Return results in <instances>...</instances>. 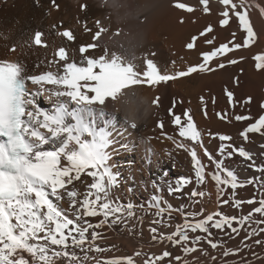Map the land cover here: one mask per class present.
Here are the masks:
<instances>
[{"label":"snow or ice","instance_id":"snow-or-ice-1","mask_svg":"<svg viewBox=\"0 0 264 264\" xmlns=\"http://www.w3.org/2000/svg\"><path fill=\"white\" fill-rule=\"evenodd\" d=\"M51 2L59 8L56 0ZM199 2L203 5V11L209 13V0ZM220 2L224 10L220 13L218 23L227 26L231 18H236L238 27L246 35L242 42H236V33L233 32L232 39L219 46H215L214 36L206 39L205 43L212 45L213 50L203 52V62L189 66L186 70L162 73L154 60L148 58L155 53H146L144 56L147 70L141 69L135 57L129 59L109 51L106 45L96 54L93 50L99 47L102 33L108 31L99 20L95 22L97 30L93 33L92 42L78 46L79 59L76 53L70 56L64 46H59L53 52L52 59L44 64L43 69L41 64H37L31 72L21 61L0 59V264H88L89 261L92 264H135L133 256L107 260L89 256V253L110 250L96 243L103 238L96 229L116 224L129 227L127 221L135 216L133 204L123 205L112 197V189L118 185V175L110 164L112 153L109 148L115 141L108 130L112 119L104 120V117L112 115L114 119V115L107 113L106 102L117 100L124 90L136 85L155 86L197 71L212 72L224 68L226 64L243 60L244 57H239L217 62L214 67L209 66L214 58L248 47L256 39L248 15L251 7L248 0ZM81 7L86 8V5ZM175 7L188 12L194 10L179 0ZM261 11L264 12V9ZM180 22H183V18ZM57 27L52 26L53 30ZM84 28L85 31H92L86 22ZM212 32L213 27L209 24L199 33V37ZM56 34L66 38L69 43L76 39L71 29L56 31ZM197 39V36H193L186 47L193 49ZM32 42L36 46L48 47L45 33L39 30L34 32ZM14 50L13 47L11 51ZM254 59L258 61L256 67L264 69V53ZM226 95L231 103L234 94L227 91ZM40 97H44L51 107H41L38 103ZM203 99L201 97L202 102ZM250 101L251 97H248L245 102ZM204 114L207 116L206 108ZM184 115L187 119L182 123L181 116L173 114L174 124L179 127V136L203 146V134L197 128L191 110H187ZM218 116L224 119L226 113ZM235 119L242 121L251 118L236 115ZM99 121H103V127L99 126ZM132 126L135 127V124ZM159 126L163 129L162 121ZM249 133L264 134V115L249 124L240 135L247 140ZM216 137L222 141L218 149L219 157L206 147L203 148L204 155L213 166L210 172L207 171L209 165L202 162L195 147L189 148L179 143L177 148L190 152L197 185H205L209 178L216 184L217 199L221 205L231 204L239 209L247 203L253 207L246 215L239 217L215 211L204 214L203 209L188 212L185 206L174 208L164 200L163 192L184 194L187 186L193 183V177L182 176L169 180L165 172L163 184L158 186L153 182L152 185L159 193L152 197L148 205L155 209L153 214L157 219L153 224L171 228L173 211L181 213L183 222L177 223L171 232L158 233L155 226L150 227L149 231L152 241H168L173 247L179 246L184 257L197 250L207 254L206 250L199 247L202 243L212 249L224 247L222 240L214 238L213 230L225 235L238 234L247 225L250 231L246 233V239L264 233V227H260L264 225V192H261L258 200L252 197L243 201L235 197L236 189L250 184H257L264 189V180L256 177L241 180L234 170L226 166L225 161L238 154L261 173H264V163L256 164L253 154L241 145L223 143L231 142V136L216 134ZM261 147L264 148V145ZM261 155L264 157V153ZM84 176L91 177L92 182L85 185L86 190L81 192L76 182L84 183ZM226 188L233 191L229 198H224ZM187 195L189 199L195 200L196 197L203 198L206 193L193 188ZM65 197L67 207L57 203L64 201ZM257 215L260 219H254ZM94 217L102 218L93 224L90 219ZM140 220L142 222V218ZM253 224L256 227H252ZM255 243L264 241L256 240ZM241 251L240 248H225L223 256L239 255ZM135 255L140 256L142 253L137 251ZM153 255L155 258L145 261V264H162L166 258L177 262L182 260V256L173 257L168 250L158 256ZM183 264L190 262L183 258Z\"/></svg>","mask_w":264,"mask_h":264},{"label":"bare ground","instance_id":"bare-ground-1","mask_svg":"<svg viewBox=\"0 0 264 264\" xmlns=\"http://www.w3.org/2000/svg\"><path fill=\"white\" fill-rule=\"evenodd\" d=\"M176 2L177 0H56L59 5L57 8L51 0H0V59L21 61L30 72L37 64H41L43 69L59 46L66 47L70 56L76 53V58L79 59L78 46L92 42L93 33L97 30L95 22L99 20L101 26L108 31L102 33L98 41L99 47L93 50L96 54L106 45L109 51H115L129 59L135 57V62L141 69L147 70L144 56L146 53H155L148 58L154 60L162 73H171L203 62L201 54L213 50L212 45L205 43L206 39L214 36V44L219 46L230 41L233 32L236 33V42H242L246 35L238 27L236 18H231L227 26L218 23L220 13L224 10L220 0H209V13L203 11L199 0H179L193 7L192 12L175 7ZM248 2L251 5L248 10L249 19L256 33L255 42L223 57L214 58L209 66L214 67L217 62L239 57H244L243 60L236 64H226L224 68L212 72L197 71L155 86L136 85L124 90L117 100L106 102L107 113L114 115V119L112 115L104 117V120L112 119L108 130L115 141L109 148L112 153L110 164L118 175V185L112 189V197L120 204H133L135 216L127 221L129 227L116 224L96 229L103 237L96 243L110 250L89 253V256L105 260L133 256L135 264H145V261L155 258L153 254L158 256L162 251L168 250L173 257L182 256V260L177 262L166 258L162 264H183V258L190 264H264V243H255L256 240L264 241V233L246 239V233L250 231L247 225L238 234L225 235L219 230H213L214 238L222 240L224 247L212 249L202 243L199 247L206 250L207 254L197 250L186 257L179 246L173 247L168 241H152L149 231L150 227L155 226L158 233L171 232L177 223L183 222L181 213L173 211L171 228L153 224L157 219L153 214L155 209L148 205L152 197L159 193L152 185L153 182L158 186L162 185L165 172L169 180L182 176L193 177V183L187 186L184 194H168L166 190L163 192L164 200L174 208L185 206L188 212L203 209L204 214L215 211L239 217L246 215L253 207L247 203L239 209L231 204L221 205L217 199L216 184L209 178L205 185H197L190 152L177 148L179 143H184L189 148L195 147L202 162L209 165L207 171L210 172L213 166L204 155L203 148L206 147L214 156L219 157L218 149L222 141L216 134H225L231 136L232 141L223 143L241 145L253 154L256 164L264 163L261 155L264 153V148L261 147L264 145V134L249 133L247 140L240 135L249 124L264 115V69H258V61L254 59L258 54L264 53V12L261 11L264 9V0ZM81 5H86V8L82 9ZM85 22L91 32L85 31ZM209 24L212 25L213 32L199 37V33ZM53 25L58 26L56 30H53ZM65 29L74 32V42L69 43L66 38L56 34V31L62 32ZM37 30L45 33L48 47L36 46L32 42ZM193 36L198 39L194 48L188 49L186 45ZM123 46L129 49L122 48ZM13 47L15 50L11 51ZM227 91L234 94L231 103L226 95ZM201 97L204 98L203 102ZM248 97H251V101L246 103ZM38 103L44 108L51 107L44 97L39 98ZM205 108L207 116L204 114ZM189 109L197 128L203 134V146L180 137L179 127L174 124L173 114L180 115L183 123L187 119L184 113ZM220 113H226V118H219ZM236 115L251 119L237 121ZM161 121L163 129L159 126ZM99 126H104L103 121H99ZM209 133L213 135L210 136ZM225 163L241 180L252 177L264 180V173L256 171L238 154ZM82 180L84 183L76 182V187L81 192L86 190L85 185L92 182L88 176L82 177ZM193 188L206 195L203 198L196 197L195 200L189 199L187 193ZM261 192L264 189L257 184H250L236 189L235 197L243 201L252 197L258 200ZM232 195L233 191L226 188L224 198ZM57 203L63 207L68 206L66 197L64 201ZM101 218H91L90 222L96 224ZM254 219H260L259 215ZM252 227L256 225L253 224ZM225 248H240L242 251L239 255L224 257ZM137 251L142 255L136 256ZM213 256L216 257L215 260L212 259ZM88 264L92 262L89 261Z\"/></svg>","mask_w":264,"mask_h":264},{"label":"rangeland","instance_id":"rangeland-1","mask_svg":"<svg viewBox=\"0 0 264 264\" xmlns=\"http://www.w3.org/2000/svg\"><path fill=\"white\" fill-rule=\"evenodd\" d=\"M122 48L129 49V48H127V46H126V47H125V46H123ZM40 98H42V97H40Z\"/></svg>","mask_w":264,"mask_h":264}]
</instances>
